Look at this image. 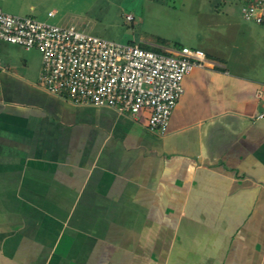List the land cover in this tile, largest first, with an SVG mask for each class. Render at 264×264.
Returning a JSON list of instances; mask_svg holds the SVG:
<instances>
[{
    "label": "crops",
    "instance_id": "crops-1",
    "mask_svg": "<svg viewBox=\"0 0 264 264\" xmlns=\"http://www.w3.org/2000/svg\"><path fill=\"white\" fill-rule=\"evenodd\" d=\"M3 46L0 264H264L262 70L206 57L161 135Z\"/></svg>",
    "mask_w": 264,
    "mask_h": 264
},
{
    "label": "built area",
    "instance_id": "built-area-1",
    "mask_svg": "<svg viewBox=\"0 0 264 264\" xmlns=\"http://www.w3.org/2000/svg\"><path fill=\"white\" fill-rule=\"evenodd\" d=\"M241 12L245 20L264 26V0H243ZM127 19L134 21V16ZM0 40L41 52L40 78L49 92L75 104L109 107L123 114L146 110L148 129L161 135L185 92V77L206 63L202 51L186 45L151 50L1 7ZM258 118L264 119V110Z\"/></svg>",
    "mask_w": 264,
    "mask_h": 264
},
{
    "label": "rangeland",
    "instance_id": "rangeland-1",
    "mask_svg": "<svg viewBox=\"0 0 264 264\" xmlns=\"http://www.w3.org/2000/svg\"><path fill=\"white\" fill-rule=\"evenodd\" d=\"M242 4L243 0H0L12 14L75 26L124 44L144 40L156 46L186 45L238 70L264 72V26L245 20ZM129 14L134 21L127 19ZM0 42L4 52L11 48L8 52L30 58L35 65L41 62L38 49Z\"/></svg>",
    "mask_w": 264,
    "mask_h": 264
},
{
    "label": "trees",
    "instance_id": "trees-1",
    "mask_svg": "<svg viewBox=\"0 0 264 264\" xmlns=\"http://www.w3.org/2000/svg\"><path fill=\"white\" fill-rule=\"evenodd\" d=\"M141 46H142V45H141ZM174 46H175V47H181V46H183V45H174ZM143 47H145V46H143ZM145 48H146V47H145ZM156 50H157V51H160L161 48H158V47H157ZM210 57H211V56H210Z\"/></svg>",
    "mask_w": 264,
    "mask_h": 264
}]
</instances>
